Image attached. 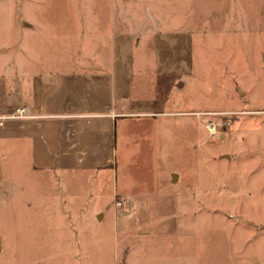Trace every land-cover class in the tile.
<instances>
[{
    "label": "rangeland",
    "instance_id": "obj_1",
    "mask_svg": "<svg viewBox=\"0 0 264 264\" xmlns=\"http://www.w3.org/2000/svg\"><path fill=\"white\" fill-rule=\"evenodd\" d=\"M88 1L0 0V58L23 51L27 9L52 14L38 25L73 16L75 31L31 40L45 41L46 57L57 56L60 36L90 42L74 16ZM106 1L103 12H145L141 26L170 44L159 68L178 78L141 102L169 113L139 117L117 138L118 188L147 208L123 205L110 184H49L18 191L14 209L4 186L0 264H264V0Z\"/></svg>",
    "mask_w": 264,
    "mask_h": 264
},
{
    "label": "crops",
    "instance_id": "obj_2",
    "mask_svg": "<svg viewBox=\"0 0 264 264\" xmlns=\"http://www.w3.org/2000/svg\"><path fill=\"white\" fill-rule=\"evenodd\" d=\"M99 2L107 8L106 0H89L94 7L74 15L90 27V42L60 36L57 56L46 57L45 41L31 40L49 29L75 31L73 16H66L71 18L66 26L55 20L38 25L37 17L52 14L27 9L23 51L14 48L7 60L0 58V190L8 186L14 209L23 206L16 201L18 191L45 190L49 184L64 191L110 184L114 196L132 208H147L118 188L117 138L139 126V117L169 113L141 102L162 89L175 90L178 78L171 66L164 73L159 68L162 46L170 44L159 29L141 26L145 12L119 16L113 8L103 12ZM116 18L127 24L115 27ZM21 107L30 116L12 115ZM31 205L26 199L24 206Z\"/></svg>",
    "mask_w": 264,
    "mask_h": 264
},
{
    "label": "built area",
    "instance_id": "obj_3",
    "mask_svg": "<svg viewBox=\"0 0 264 264\" xmlns=\"http://www.w3.org/2000/svg\"><path fill=\"white\" fill-rule=\"evenodd\" d=\"M12 115H15V116H22V117H25V116H30V114H25L24 113V108L23 107H21V108H16L15 109V113L14 114H12ZM116 205H122V200H120V199H117L116 200Z\"/></svg>",
    "mask_w": 264,
    "mask_h": 264
}]
</instances>
